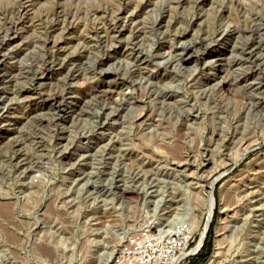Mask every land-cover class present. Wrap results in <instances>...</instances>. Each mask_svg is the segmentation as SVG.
I'll return each instance as SVG.
<instances>
[{"label": "rangeland", "instance_id": "1", "mask_svg": "<svg viewBox=\"0 0 264 264\" xmlns=\"http://www.w3.org/2000/svg\"><path fill=\"white\" fill-rule=\"evenodd\" d=\"M211 189L192 264H264V0H0V264L194 245Z\"/></svg>", "mask_w": 264, "mask_h": 264}, {"label": "built area", "instance_id": "2", "mask_svg": "<svg viewBox=\"0 0 264 264\" xmlns=\"http://www.w3.org/2000/svg\"><path fill=\"white\" fill-rule=\"evenodd\" d=\"M189 221L180 220L173 228L177 232L159 231L150 228L129 235L123 240L115 254V264H168L174 262L182 250L177 264H192V259L200 254L203 243L192 250L196 244Z\"/></svg>", "mask_w": 264, "mask_h": 264}, {"label": "bare ground", "instance_id": "3", "mask_svg": "<svg viewBox=\"0 0 264 264\" xmlns=\"http://www.w3.org/2000/svg\"><path fill=\"white\" fill-rule=\"evenodd\" d=\"M18 1V0H17ZM59 2V1H58ZM17 8V7H16ZM51 9V8H50ZM47 10V9H46ZM102 11V10H101ZM46 13V12H45ZM31 14V13H30ZM23 15L21 14V12H16V14H15V16L13 17V18H10L7 22H8V24H11V25H15V24H18L19 22H20V19H21V17H22ZM7 19V18H6ZM136 28V27H135ZM138 31V30H137ZM183 48V47H182ZM251 54V53H250ZM182 56L181 57H183V58H185L184 56H186L185 55V53L184 52H182V54H181ZM108 91H110L109 89H108ZM251 92V91H250ZM104 93V92H103ZM108 95V94H107ZM55 96H57V95H54V98H55ZM53 98V99H54ZM213 184V183H212ZM211 184V186L210 187H212L213 185ZM121 190H122V192L123 193H129V192H135L136 191V189H134V188H131V186L130 187H121L120 188ZM215 203H216V198H215V195L213 194V191H212V189H211V192H209V195H208V197H207V207H208V212H209V217H208V221L206 222V224H205V226H204V229L202 230V233H201V237H200V240L198 241V243L196 244V246H194L193 248H192V250H195V249H197V248H199V246L203 243V241H204V239H205V236H206V234H207V232H208V229H209V225H210V221H211V217H212V215H213V211H214V207H215ZM226 209V208H225ZM169 210H167V211H165V212H168ZM194 220V219H193ZM192 220V221H193ZM190 224V223H189ZM191 225V224H190ZM179 229H174V228H172L171 230H169L170 232L172 231L173 233H175V232H177ZM167 231V230H166ZM183 251L184 250H182V252L177 256V257H175V261L174 262H171V263H168V264H177L178 263V260H179V258L181 257V254H183ZM211 261H213V259H211ZM211 261L209 262V264H211ZM113 264H115V263H113Z\"/></svg>", "mask_w": 264, "mask_h": 264}]
</instances>
